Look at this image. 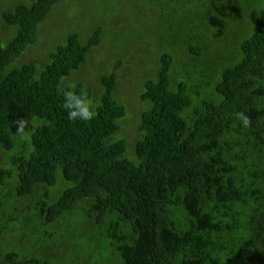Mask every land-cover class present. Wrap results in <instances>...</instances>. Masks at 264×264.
I'll use <instances>...</instances> for the list:
<instances>
[{"label": "trees", "instance_id": "obj_1", "mask_svg": "<svg viewBox=\"0 0 264 264\" xmlns=\"http://www.w3.org/2000/svg\"><path fill=\"white\" fill-rule=\"evenodd\" d=\"M63 1L0 0V264H264V0Z\"/></svg>", "mask_w": 264, "mask_h": 264}, {"label": "rangeland", "instance_id": "obj_2", "mask_svg": "<svg viewBox=\"0 0 264 264\" xmlns=\"http://www.w3.org/2000/svg\"><path fill=\"white\" fill-rule=\"evenodd\" d=\"M61 4L64 3L63 0H58ZM93 1V0H91ZM111 2H113L114 0H110ZM79 3L80 6H85L86 5V2L85 1H82V0H79ZM92 2H90L89 4H91ZM71 16H73L76 20L77 23H81L83 21L84 18H82L80 15L78 14H70ZM61 23V21L59 20H55V21H47V23L45 24V28L42 27V30H41V33H42V37L41 38H44L46 36V33L49 34L51 33L53 30L55 31L57 27H59V24ZM7 39V38H5Z\"/></svg>", "mask_w": 264, "mask_h": 264}]
</instances>
